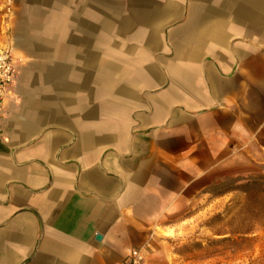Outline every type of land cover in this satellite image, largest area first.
<instances>
[{
	"label": "crops",
	"instance_id": "obj_1",
	"mask_svg": "<svg viewBox=\"0 0 264 264\" xmlns=\"http://www.w3.org/2000/svg\"><path fill=\"white\" fill-rule=\"evenodd\" d=\"M0 0V264H179L171 219L264 169V0Z\"/></svg>",
	"mask_w": 264,
	"mask_h": 264
},
{
	"label": "rangeland",
	"instance_id": "obj_2",
	"mask_svg": "<svg viewBox=\"0 0 264 264\" xmlns=\"http://www.w3.org/2000/svg\"><path fill=\"white\" fill-rule=\"evenodd\" d=\"M207 181L208 194L171 219L179 264H264V169L243 180Z\"/></svg>",
	"mask_w": 264,
	"mask_h": 264
},
{
	"label": "built area",
	"instance_id": "obj_3",
	"mask_svg": "<svg viewBox=\"0 0 264 264\" xmlns=\"http://www.w3.org/2000/svg\"><path fill=\"white\" fill-rule=\"evenodd\" d=\"M14 0H8L9 13ZM17 76L16 60L9 48H0V130L5 118V102L10 94L11 86ZM121 264H150L149 253L146 247L133 248Z\"/></svg>",
	"mask_w": 264,
	"mask_h": 264
}]
</instances>
